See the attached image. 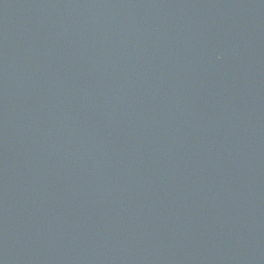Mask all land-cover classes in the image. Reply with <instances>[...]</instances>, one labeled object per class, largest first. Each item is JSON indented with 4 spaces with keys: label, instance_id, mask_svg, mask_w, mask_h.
Returning a JSON list of instances; mask_svg holds the SVG:
<instances>
[{
    "label": "water",
    "instance_id": "95a60500",
    "mask_svg": "<svg viewBox=\"0 0 264 264\" xmlns=\"http://www.w3.org/2000/svg\"><path fill=\"white\" fill-rule=\"evenodd\" d=\"M0 264H264V0H0Z\"/></svg>",
    "mask_w": 264,
    "mask_h": 264
}]
</instances>
